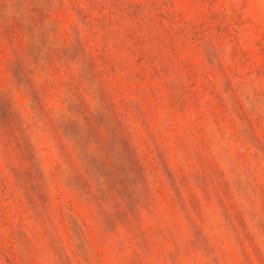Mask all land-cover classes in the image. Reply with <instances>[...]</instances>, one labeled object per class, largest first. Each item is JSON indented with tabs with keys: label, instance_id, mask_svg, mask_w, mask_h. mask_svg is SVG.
<instances>
[{
	"label": "rangeland",
	"instance_id": "374dc122",
	"mask_svg": "<svg viewBox=\"0 0 264 264\" xmlns=\"http://www.w3.org/2000/svg\"><path fill=\"white\" fill-rule=\"evenodd\" d=\"M0 264H264V0H0Z\"/></svg>",
	"mask_w": 264,
	"mask_h": 264
}]
</instances>
